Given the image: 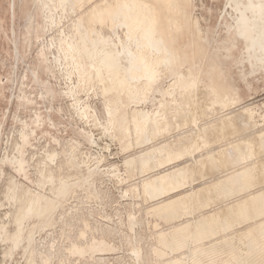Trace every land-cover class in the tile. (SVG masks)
Returning <instances> with one entry per match:
<instances>
[{"label":"bare ground","instance_id":"obj_1","mask_svg":"<svg viewBox=\"0 0 264 264\" xmlns=\"http://www.w3.org/2000/svg\"><path fill=\"white\" fill-rule=\"evenodd\" d=\"M90 1L41 0L48 27H54L57 22L52 17L53 10L73 17L70 22L71 31L63 32L60 45L55 40L59 46H56L59 54L54 57L55 67L70 81L62 95L72 101V109L80 119L89 121L92 116H99L98 111H101L104 119L99 118L104 132L118 141L123 150L163 138L148 149L135 152L136 158L125 157V166L132 174L136 169L144 173L165 163L191 157L182 162V167H179V163L171 164L163 171L157 170L141 179L144 194L155 201L152 204L155 212H162L170 219L193 215L210 201L223 204L229 197L247 191L260 179H264V160L253 161L255 156L264 153V130L258 134L255 132L242 136L246 129L255 125L253 112L243 107V110L240 107L232 109L242 96L239 79L264 71V0H226L221 16L217 19L213 13V19L211 23L208 22L210 25L204 32L191 11L190 0H99L82 12L81 8ZM223 1L218 0V4ZM32 21L30 18L29 22ZM52 46H55L54 41L50 45V49L54 50ZM37 57L39 66L48 71L47 51L41 50ZM73 76L77 78V84ZM34 77L38 79L39 73L35 72ZM168 81L170 89L165 85ZM85 89L95 91L106 103L97 100L92 104L89 94L87 99H82L80 92ZM148 93H152L155 100L157 94L162 97L158 109L152 112L140 108L146 102ZM167 96L175 99L173 104L168 103ZM180 127L183 130L168 137L170 131ZM233 135L240 136L238 139H242V142L230 140ZM21 137L22 144H28L29 137L24 133ZM86 139L92 143L95 141L89 133ZM213 143L220 145L217 149L205 150L196 156L199 149ZM22 144H16V150L22 156L12 158L13 162H19L21 170L25 167ZM77 148L75 146L69 153L72 161L77 160ZM59 156L57 151L47 153L51 164H55ZM245 158L251 161L249 168L245 167L240 172L231 169L236 165L239 169ZM101 161L98 158L97 165L89 169V172H98ZM39 173L37 184L42 189L49 186L53 196L37 192L32 195L24 193L20 197V208L15 216L18 229L12 235L14 245L21 240L23 223L34 218L38 219L39 224L46 223L69 191L68 181L64 177L57 179L53 173L47 175L42 169ZM190 181L201 182L197 190L188 189L186 194L160 200L165 194L183 188ZM132 185L139 191L136 182ZM8 194L12 199L15 198L14 186H9ZM247 196V199L240 197L230 207H227L228 204L218 207V216L209 214L201 221L184 219L180 224L161 229L163 232L160 233L159 244L154 246L160 264H204L207 257H211V264H228L225 259L218 260L216 257L215 249L218 246L213 249L209 244L214 240H209L208 244L215 255L207 251L209 245L204 240L224 231L233 236L219 237V246L225 243L223 241L227 243V240L228 243L232 240L230 244L235 243L234 226L242 219L254 221L255 231L240 234L237 240L245 247L248 245L249 249L250 245H264V192H251ZM78 209H75L76 218L70 217L71 226L76 222L73 223V219L77 220L76 224H85ZM91 212L90 216H93ZM59 214L60 217L65 216L63 211ZM93 226L96 234H99L101 228L103 232L111 234L117 231L129 242L125 237L127 233L109 224L95 219ZM6 227V224L1 226L2 232H6ZM140 238L143 239L142 236ZM28 239L31 244V234ZM50 245L53 247L52 242ZM89 245L94 251H103L93 237L89 240H74L68 246L64 244L60 251V247L55 251L50 249L47 257L56 255L61 259L68 253L81 254ZM243 245L241 248H245ZM211 248L208 247V250ZM255 249L251 247V250ZM247 251L243 252L248 255ZM239 254H236L237 264L242 260L241 264L253 261L250 256L252 260L246 262L249 260L246 255L248 260L244 261L245 258L240 255V261L237 257ZM133 255L135 261L130 264H142L138 261V249L134 250ZM256 259L259 264L260 259ZM96 260L99 264H107L102 255L96 257ZM145 261V264H149L148 259ZM261 261H264L263 258Z\"/></svg>","mask_w":264,"mask_h":264},{"label":"rangeland","instance_id":"obj_2","mask_svg":"<svg viewBox=\"0 0 264 264\" xmlns=\"http://www.w3.org/2000/svg\"><path fill=\"white\" fill-rule=\"evenodd\" d=\"M97 1L99 0H92L93 4ZM109 1L113 2L114 0ZM225 4L226 0L220 5L218 4V0H190L191 11L198 19L199 27L203 32L208 29L213 19V13L217 15V19L221 16ZM33 6V14L37 16L33 20V26L28 27L27 21L25 18H22L21 28L19 29V24L16 23L14 32L12 27L13 0H0V21L3 20L0 22V264H99L96 260V257L99 255L105 257V263L107 264H130L135 261L133 252L137 249L139 251L138 261L140 263L145 264V259H148L149 264H160L161 261L155 254L154 246L159 244L160 233L163 232L161 229L173 224H180L187 219L201 221L209 214L218 216V207L224 206V204H228L227 207H230L240 197L247 199V195L251 192H264V179H260L253 186L249 187L247 191L236 193L235 196H231L225 200L223 204L210 201L206 206L196 210L193 215L186 214L182 218L170 219L162 212H155L154 206H152L155 201L153 202V200L144 194L141 179L159 170L163 171L171 164L177 165L179 163V167H182V162L191 159V157L187 156L175 162L165 163L159 168L146 170L144 173L138 169L133 174L130 173L125 166L127 156L136 158L137 154L135 152L148 149V147L162 141L163 138L154 139V141L145 143L143 146L123 150L118 141L111 139L104 132L100 123L104 119L101 111H98L99 116H92L89 121L80 119L74 113L71 106L72 101L66 98L65 95H62L63 91L67 90L70 81L55 67L54 60L55 55L58 56L59 54L57 47L61 43L63 32L71 31L70 22H72L73 17L68 13L64 14L59 10L58 12L57 10H53L54 16L52 14V17H55L54 21L57 22H55L54 27H48L45 21V13L41 10V7L37 8L34 4ZM61 13L63 16L65 15L63 19L61 18ZM209 21L210 23H208ZM15 40L19 41L20 55L15 50ZM55 40L58 42V45ZM52 41H54L55 45L52 46L54 50L50 49ZM44 49L47 51L49 60L47 65L49 67L48 71L41 68L38 64V53ZM8 51H10V54ZM35 72L39 73L38 79L34 77ZM247 76L245 79L240 78L238 81L242 96L238 102L239 104L237 103L232 108L239 109L240 107L241 110L246 109L253 112L255 125L246 129L242 133V136L251 135L255 132L258 134L261 130H264V71ZM73 81L77 84L75 76H73ZM165 85L169 89L171 88L169 87V81ZM88 94L92 104L97 100L106 103L104 98L93 90L88 91L85 89L81 91L80 97L87 99ZM161 98L157 94L155 100L154 95L148 93L146 102L141 104L140 108H144L150 112L157 110ZM166 100L169 104H173L175 101L170 96H167ZM181 127L173 132L170 131L167 134L168 137H171L173 133L183 130ZM22 133L29 137V142L25 146L22 142ZM87 133L94 136L95 141L93 143L86 139ZM239 137L238 135H233L230 140L237 139V142L241 143L242 139H238ZM17 143H23L22 145L24 146L22 149L24 151L23 158L25 159L23 170L19 168V162H13L12 159L13 156H20L16 150ZM219 145L213 143L205 148H201L196 152V156L205 150L217 149ZM75 146H78L76 151L77 160L72 161L69 153ZM53 151L60 153L55 164H51L47 157V153ZM98 158L102 159L99 171L90 173L89 169L97 165ZM249 160L247 158L243 159L239 165L242 168L239 167L237 169L238 165H236L231 169H236L240 172L245 167L249 168L251 163ZM261 160H264L263 152L253 158V161L261 162ZM246 164L249 165L245 166ZM40 169L44 170L47 175L53 173L57 179L64 177L68 181L69 191L62 198L63 202L49 216L46 223L39 224L37 218L23 223L21 240L17 245H14L12 235L18 229L15 216L20 208V197L24 193L32 195L37 194V192L41 195L53 196V192L49 186L42 189L37 184L40 178ZM134 182L139 186V191L134 189V185H132ZM200 183L190 181L183 188L180 187L165 194L160 200L168 199L177 194H186L188 189L197 190ZM9 186L15 187L14 199L8 194ZM126 191L129 193H126ZM72 205L74 206L73 209L71 208ZM75 209H78L79 212L81 211L80 214H82L84 226L79 225V223L76 224L77 220L75 219H73V223L76 221L75 225L71 226L70 217H75ZM88 209H92V212ZM61 211L64 212L65 216L60 217L59 213ZM90 212L93 213V216H90ZM229 218L230 220L233 219L231 215ZM95 219L127 233L125 237L128 238L131 245L117 231L111 234L110 232H103L101 228L99 234H96L97 232L93 226ZM3 224L7 226L6 232H2L1 226ZM254 229V221L242 219L234 226V236L236 238L235 243L233 242L234 244H230L232 240H229V243L228 240L227 243L223 241L225 242L223 243L224 245L220 244V246H223L224 249L223 247L220 248L218 244L220 241L218 240L219 237L226 235L229 238L233 236L224 231L218 232L216 236L213 234L214 236L212 235L211 239H205L204 243L206 244L205 241H207L208 244L209 240H214L213 243L209 244H211L213 249L214 246L215 248L218 246V249H215L217 251H215L216 257L218 260L225 259V261H228V264H237L236 254L239 253L238 259L240 255L243 258L246 255L249 258V260L247 257L244 259V261L248 260L246 262L249 263L252 259L255 261L257 258L256 260L258 261L260 259L261 263L259 262V264H264L262 263L264 261H261L262 258L264 260V245H259L260 243L257 244V246L259 245L258 247L255 246L256 244L254 246L250 245L249 249L248 245H246V248L241 241L237 240L240 234H245L247 231ZM29 234L32 235L31 244H29ZM139 236H142L143 239ZM93 237L96 239V243L101 245L103 251H94L93 247L89 245V248L81 254L68 253L67 256L61 259L56 255H52L50 258L47 257V251H50V249H54L53 251H55L56 248L60 247V251L64 244L68 246L74 240H89ZM51 242L53 243V247L50 245ZM240 243L245 248H241L242 245ZM260 246H262L261 249L259 248ZM208 247L209 249L211 248L210 245ZM208 247H206L207 251L215 255L213 249L208 250ZM251 247L252 249H256L253 251ZM42 249L43 251H41ZM246 249L249 250L247 251ZM232 251H236V254L234 252L233 254L235 255L231 254ZM237 251L240 252L238 253ZM243 251H247L248 255ZM251 251H253V255ZM250 256H252V259ZM242 257L240 258L242 259ZM241 259L239 260L241 261ZM205 260L204 264H211V257H207ZM253 261L250 264L257 262L253 263Z\"/></svg>","mask_w":264,"mask_h":264},{"label":"crops","instance_id":"obj_3","mask_svg":"<svg viewBox=\"0 0 264 264\" xmlns=\"http://www.w3.org/2000/svg\"><path fill=\"white\" fill-rule=\"evenodd\" d=\"M23 2V5H22ZM33 4H35L38 7H41V10L43 11V6L41 3V0H13V7H12V18H13V31L15 32V25L16 23L19 22V29L21 28V19L25 18V20L27 21L28 27H32L34 21H32L31 23L29 22L30 18H32V20H34L35 17L33 15V11L32 10V6ZM93 2H86V4L81 8V11H86L88 9V7L92 6ZM28 6V7H27ZM18 7V9H17ZM35 7V6H33ZM17 9V12H16ZM20 11V12H19ZM20 13V16H19ZM16 16V17H15ZM26 25V24H25ZM21 33V32H20ZM21 39V38H19ZM14 47L15 50L19 53L20 55V48H19V41L15 40L14 41Z\"/></svg>","mask_w":264,"mask_h":264}]
</instances>
